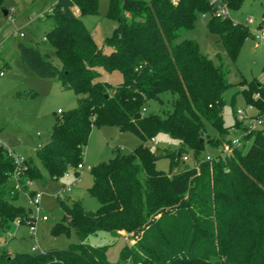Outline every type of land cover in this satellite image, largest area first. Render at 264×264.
Here are the masks:
<instances>
[{
  "label": "trees",
  "instance_id": "1",
  "mask_svg": "<svg viewBox=\"0 0 264 264\" xmlns=\"http://www.w3.org/2000/svg\"><path fill=\"white\" fill-rule=\"evenodd\" d=\"M223 1L228 7L242 2ZM3 9L0 0V12ZM97 11L98 0H58L57 8L49 10L53 25L44 41L53 48L59 66L37 45L18 43L20 59L34 74L58 78L62 88L77 95V107L60 113L50 141L41 144L36 155L49 175L59 179L69 168L79 174L77 166L84 163L95 125L130 131L142 142L129 154L117 151L109 161L92 167L88 191L99 201L96 211L57 197L66 216L52 234L69 232L73 226L78 243L33 253L0 249V264H124L129 258L133 264H264V125L245 136L251 139L246 151L234 148L223 157L200 160L205 122L220 134L228 133L222 94L230 83L223 64L204 55L196 40L177 41L183 30L195 27L200 13L210 12L209 31L236 55L251 36L249 28L215 16L210 0H110L107 15L116 26L106 39V52L81 18ZM100 69L119 70L123 82L113 87L100 80ZM164 93L172 98L166 114L146 113L150 101H161ZM257 93L260 97L255 99ZM244 95L264 113V84L252 82ZM240 124L237 120L235 125ZM161 134L179 146L165 154L168 173L156 169L157 156L148 145ZM213 144L218 146L220 140ZM186 148L194 151L199 168L176 172ZM15 156L0 141L3 231L14 221L32 223L34 215L14 199L29 188L27 181H43L31 159L18 163ZM102 231L140 234L122 249L120 261L111 262L106 248L85 243L89 235Z\"/></svg>",
  "mask_w": 264,
  "mask_h": 264
},
{
  "label": "rangeland",
  "instance_id": "2",
  "mask_svg": "<svg viewBox=\"0 0 264 264\" xmlns=\"http://www.w3.org/2000/svg\"><path fill=\"white\" fill-rule=\"evenodd\" d=\"M110 0H98V11L82 15L81 18L92 33L100 48L109 51L106 44L111 36L116 22L107 15ZM149 1V0H146ZM58 0H3L8 15L0 12V141L21 159L32 160L40 169L43 181L34 182L27 190H21L14 199V204L24 207L35 216L36 238L30 230V223L14 221L7 231L0 229V249L17 252L45 251L49 249H67L70 244L78 243L79 237L73 226L69 232L52 234V228L65 222V211L57 197L67 203L80 201L88 211H96L99 201L88 191L93 184L91 169L102 162L109 161L117 151L122 154L133 152L141 139L130 131H122L116 126H94L85 148L84 168L76 174L74 168H69L59 179H53L42 167L36 153L41 144L50 141L53 127L63 113L77 107V95L72 89L62 88L58 78H41L34 74L20 59L18 43L37 45L42 52L52 57L54 64L59 66L53 48L44 41V36L52 29V20L48 18L50 9L57 8ZM229 18L235 24L247 26L251 36L239 46L236 55H232L223 45L220 37L209 31L207 25L210 12L200 13L195 27L183 30L180 38L196 40L200 51L216 64H223L230 86L223 92V126L228 128L227 134H220L211 123L205 122L206 131L204 149L199 154L200 160L206 156L214 157L221 152L228 141L234 140L245 133L244 127L252 125L251 117L256 115L252 104L247 103L244 91L252 82L264 84V41H257L254 33L257 28L264 27V0H242L238 7H228ZM78 14V10L75 11ZM262 23V24H261ZM22 34V36L20 35ZM100 80L115 87L123 82L119 70L100 69ZM162 100H151L146 113L166 114L171 108V94L161 95ZM243 110L244 115L237 113ZM241 126H236V121ZM213 143L220 140L217 146ZM251 139L244 141L246 151ZM148 145L156 154V169L169 172L170 160L165 156L168 152L177 151L178 144L165 134L149 141ZM186 151V152H185ZM175 171L186 167H194L195 154L186 148ZM143 178V175H140ZM75 180L74 184L73 181ZM70 184V190H67ZM34 190L41 194L40 212L37 214L30 202V192ZM46 220H42L43 217ZM119 235L110 232H98L89 235L85 243L95 247L106 248V254L111 262L120 261L121 251L125 246H131L139 237L140 232L120 231ZM33 247H36L35 249ZM124 264H133L129 258Z\"/></svg>",
  "mask_w": 264,
  "mask_h": 264
},
{
  "label": "built area",
  "instance_id": "3",
  "mask_svg": "<svg viewBox=\"0 0 264 264\" xmlns=\"http://www.w3.org/2000/svg\"><path fill=\"white\" fill-rule=\"evenodd\" d=\"M173 1H177V0H173ZM210 3L212 5H214L215 7V11H214V15L217 17H222V18H226L229 16V10H228V5L223 1V0H210ZM22 36V34H20ZM254 38L257 41H264V27L262 28H257L255 30L254 33ZM1 75H3V72L0 73ZM260 95L257 93L254 95V98L257 99L259 98ZM254 107V106H253ZM255 108V107H254ZM61 110H58V113H61ZM238 114L240 115H244V111L243 110H238L237 111ZM251 122L252 125L249 128L245 129V133L242 134L240 137L228 141V144H225L221 150L220 153H218V156L223 157L225 155H228L232 152V150L234 148H241L244 145V141L246 140V137L248 134H250L252 132V130L260 128L261 126L264 125V113H260V111L257 109V113L255 116L251 117ZM151 141H155V138H152ZM16 160L18 163H21L22 159L20 157H18L17 155L15 156ZM214 157H210V156H206V160L211 161L213 160ZM189 158L187 155L182 156V160L185 162L187 161ZM78 169L81 170L84 168V163L79 164ZM194 167L199 168V162L196 160L195 161V165ZM75 180L73 181L72 184H74ZM28 186H32L33 182L27 181ZM16 188H18V186H16ZM67 190H70V184L67 187ZM30 202L32 205H34L35 207V211L38 214L40 212V202H41V194L38 193L37 191L33 194L30 195ZM35 219V216H34ZM34 219L32 221V223H30V230L31 232L34 234V236L36 235V225L34 224ZM47 217H43L42 220H46ZM36 238V236H35ZM34 249L36 247H33Z\"/></svg>",
  "mask_w": 264,
  "mask_h": 264
},
{
  "label": "water",
  "instance_id": "4",
  "mask_svg": "<svg viewBox=\"0 0 264 264\" xmlns=\"http://www.w3.org/2000/svg\"><path fill=\"white\" fill-rule=\"evenodd\" d=\"M2 11H3L4 15H8V14H9V13H8V11H7V10H5V9H3ZM140 115H141L140 113H139V114H137V117H140Z\"/></svg>",
  "mask_w": 264,
  "mask_h": 264
},
{
  "label": "crops",
  "instance_id": "5",
  "mask_svg": "<svg viewBox=\"0 0 264 264\" xmlns=\"http://www.w3.org/2000/svg\"><path fill=\"white\" fill-rule=\"evenodd\" d=\"M255 110H256V112H257V108L255 107ZM10 253H12V251H9ZM14 252V251H13ZM16 252V251H15Z\"/></svg>",
  "mask_w": 264,
  "mask_h": 264
}]
</instances>
